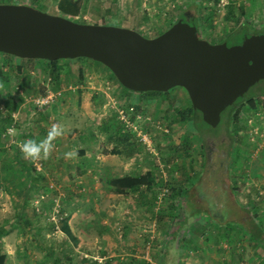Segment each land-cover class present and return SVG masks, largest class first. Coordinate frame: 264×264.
<instances>
[{
  "label": "rangeland",
  "instance_id": "1",
  "mask_svg": "<svg viewBox=\"0 0 264 264\" xmlns=\"http://www.w3.org/2000/svg\"><path fill=\"white\" fill-rule=\"evenodd\" d=\"M82 1L83 12L73 21L122 25L148 38L185 17L214 44L243 22L264 30V0ZM56 2L0 0L59 15ZM60 66L55 71L45 62L0 53V250L6 264H56L76 254L96 264H224L228 250L233 264H264V247L247 232L231 231L224 240L225 226L208 214L190 216L191 202L181 193L190 189L192 202L214 213L226 211L225 199L247 219L240 206L251 209L264 231V80L244 95L255 99V107L242 101L238 112L222 113L212 127L191 112L183 87L141 95L126 91L96 61ZM48 92L61 95L39 106ZM53 124L64 135L54 141L51 158L24 159L20 143L39 142ZM73 150L75 158L66 159ZM220 158L227 165L223 175ZM149 171L150 187L125 195L110 185L116 177ZM187 208L186 223L165 245ZM233 213L225 222L237 229L233 219L244 221Z\"/></svg>",
  "mask_w": 264,
  "mask_h": 264
},
{
  "label": "water",
  "instance_id": "2",
  "mask_svg": "<svg viewBox=\"0 0 264 264\" xmlns=\"http://www.w3.org/2000/svg\"><path fill=\"white\" fill-rule=\"evenodd\" d=\"M0 53L50 62L88 58L136 93L183 87L212 127L264 80V33L231 46L214 44L183 19L148 38L126 27L83 24L25 4H0Z\"/></svg>",
  "mask_w": 264,
  "mask_h": 264
},
{
  "label": "trees",
  "instance_id": "3",
  "mask_svg": "<svg viewBox=\"0 0 264 264\" xmlns=\"http://www.w3.org/2000/svg\"><path fill=\"white\" fill-rule=\"evenodd\" d=\"M56 7H57L58 12L60 13L59 15H61L63 17H66V18H69V19L72 20V18L78 17L80 14H82L83 8H84V1H82V0H57ZM39 9L43 10V7L39 8ZM244 16H246V12L243 9V11H241V14H240L239 17H240V19H242V17H244ZM106 23L107 22H103L102 24H106ZM191 23L193 25L197 26L198 31H199V36L202 37V32H201V28L199 26V23H197L196 21L191 22ZM238 25H239V23H237L236 26H238ZM237 28H238V30L232 31L231 34L228 35L226 38H224L222 41H220V43L227 42L229 46L235 45V44H240V43H242V41L245 39L246 36H251V35H254V34L258 35V34L264 33V30L255 29L250 24H247L246 22H243ZM209 42H210V40H209ZM211 43H213V42H211ZM2 54H4V53H2ZM6 55H8V54H6ZM9 56H12V55H9ZM12 57H14V56H12ZM79 59H88V58L63 59V60H57V61H51V62L50 61H46V60H38V59H25V60L32 61V62H45V63L50 64V67L53 68L55 71H60L62 69V67L60 66L61 62H66V61L73 62V61H77ZM89 60H91V59H89ZM109 71H110V69H109ZM80 73H81L80 76H82L84 74L83 70ZM119 84H120V82H119ZM124 89L126 91L130 92V93L133 92V91L128 90L127 88H124ZM262 90H263V93H264V88ZM167 92H164V93H167ZM164 93L163 92H153L152 91V92H142V93H139V94H141V95H148L149 94V95L156 96V95H160V94H164ZM245 98H246V96H243V97L237 99L236 102L232 106L228 107L223 113H227V112L231 113L232 111L233 112H238V110H240L242 101H244L246 104L250 105L251 107H255L256 106L254 98L246 99L247 101L244 100ZM191 112L200 114L201 115V121L204 122L202 114H201L200 111H198V110H196V109H194L192 107V111ZM187 115H190V113H188ZM195 122H197V121H195ZM195 122H194V124L196 125ZM205 124L207 125V123H205ZM4 131H5V134L8 133V129L4 130ZM124 139H126V136H124ZM208 159H209V157H208ZM208 159L206 157L207 161H208ZM227 172H228V169H227ZM151 176H152V172L149 171L146 174L139 175V176L127 175V176H124V177L123 176L122 177H116V178H114V179H112L110 181V185L119 194H125L126 195V194H129L130 192L138 191L141 187H144V186L150 187V186H152L153 183L151 182ZM173 190L175 192V189H173ZM182 191H184V190H182ZM181 193H184L185 197L188 199V200L185 201L186 203L187 202H191V204H190V209L191 210H190V213H189L190 216L195 215L196 213L199 216L203 215V214L204 215L208 214V218H210L211 220L216 221L217 225L220 228H223L225 226L224 234H223L224 235L223 236L224 240H227L230 236L234 235V233H231V231H234L235 233H236V230L237 231H243V232L245 231L249 235V237H248L249 240L256 241L258 244H261L264 247V231H263V227H262L263 225L260 222H258V219H257L258 215L255 214L253 212V210H251V209H248V210L247 209H243L242 205L240 206L241 210L247 211L250 214L251 219H247L245 217V215L238 210L237 207L236 208L234 207L233 209L229 208L228 207V203L230 201H227L225 199V200H223V202L224 201L228 202L226 204V206H225V208H227L226 211H224L225 209L223 207L221 210H219L218 213H214V212L209 211L207 208H205V210H203L202 208H200L199 203H197L196 201L192 202L193 200H191L192 198H191V195H190V189H187V190L185 189V192H181ZM187 211H188V208L186 210L185 209L183 210L182 217H180L178 222H177L178 223L177 227H173L172 228V230H171V238L166 240L165 245H168L169 242L173 241L172 238L175 237L178 229L182 226V224L184 222L186 223V221L188 219V217H187L188 215H186ZM232 213L233 214H237L239 216V218H242V220L244 221V222H239L238 220L233 219L236 222L235 226L237 227V229H233V228L228 227V224L230 222H225L226 221V217L228 215L232 214ZM233 220H230V221H233ZM218 240L220 241L221 238H218ZM184 243H185V241H184ZM219 250H225V249L222 248V247H219ZM163 251H165L164 255L166 256L167 249H163ZM230 253H231L230 250L226 251V257L224 258V260H225L224 264H233ZM229 258H231L230 261H229ZM6 260H7L6 255L1 253V250H0V264H6ZM58 260H56V264H96V263H94V261H92L91 259H88L87 257L86 258L85 257L84 258L83 257H79L78 254H76L75 256L74 255H69V256L65 255L63 259H58ZM162 262H163L162 264H166L165 261H162ZM114 264H125V263L120 262L119 260L118 261L115 260ZM129 264H131V263H129ZM139 264H148V263L146 261H143V262H140Z\"/></svg>",
  "mask_w": 264,
  "mask_h": 264
},
{
  "label": "clouds",
  "instance_id": "4",
  "mask_svg": "<svg viewBox=\"0 0 264 264\" xmlns=\"http://www.w3.org/2000/svg\"><path fill=\"white\" fill-rule=\"evenodd\" d=\"M3 85H0L2 87ZM11 131V129L9 130ZM64 135V129L59 124H53L45 138L37 142L34 139H28L20 143V151L24 159L30 162L48 160L55 149L54 141ZM76 156L75 150L65 153L66 159H73Z\"/></svg>",
  "mask_w": 264,
  "mask_h": 264
},
{
  "label": "built area",
  "instance_id": "5",
  "mask_svg": "<svg viewBox=\"0 0 264 264\" xmlns=\"http://www.w3.org/2000/svg\"><path fill=\"white\" fill-rule=\"evenodd\" d=\"M221 3L224 4L223 0H221ZM58 95H61V93H58L57 95H53V94H51L50 92H48V94H47L45 97H43V98L37 100L36 103H37L39 106H44V105H46V104H50V103H52L53 101H55V100L57 99V96H58ZM9 130H10V129H8V131H9ZM11 130H12V129H11Z\"/></svg>",
  "mask_w": 264,
  "mask_h": 264
},
{
  "label": "flooded vegetation",
  "instance_id": "6",
  "mask_svg": "<svg viewBox=\"0 0 264 264\" xmlns=\"http://www.w3.org/2000/svg\"><path fill=\"white\" fill-rule=\"evenodd\" d=\"M185 20H188V22H190L191 23V21H190V19H187L186 17H185ZM218 151H219V149H218ZM211 152H212V149L210 148V150L208 151V155H210L209 156V160H211L212 159V157H211ZM225 154H224V151H222L221 153H220V156H224ZM220 160H221V158H220ZM219 165H220V170H221V174L223 175V173H225V169L227 168V165H225V162L224 161H220V163H219ZM223 177V176H222ZM221 178V177H220Z\"/></svg>",
  "mask_w": 264,
  "mask_h": 264
},
{
  "label": "crops",
  "instance_id": "7",
  "mask_svg": "<svg viewBox=\"0 0 264 264\" xmlns=\"http://www.w3.org/2000/svg\"><path fill=\"white\" fill-rule=\"evenodd\" d=\"M85 24V23H84ZM86 24H90V23H86ZM94 24H98V23H94ZM102 24V23H101ZM102 25H110V24H108V23H106V24H102ZM115 25H117V24H114L113 26H115ZM119 27H123L122 25H119ZM126 28H128V27H126ZM130 29H132V28H130ZM137 31V30H136ZM223 262H225V260H223Z\"/></svg>",
  "mask_w": 264,
  "mask_h": 264
}]
</instances>
